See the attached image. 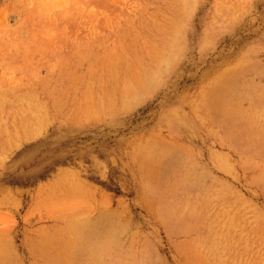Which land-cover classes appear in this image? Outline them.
Instances as JSON below:
<instances>
[{
	"label": "rangeland",
	"instance_id": "obj_1",
	"mask_svg": "<svg viewBox=\"0 0 264 264\" xmlns=\"http://www.w3.org/2000/svg\"><path fill=\"white\" fill-rule=\"evenodd\" d=\"M0 264H264V0H0Z\"/></svg>",
	"mask_w": 264,
	"mask_h": 264
}]
</instances>
